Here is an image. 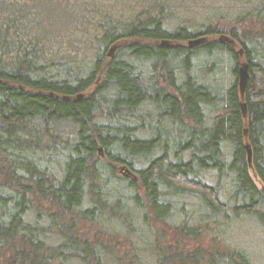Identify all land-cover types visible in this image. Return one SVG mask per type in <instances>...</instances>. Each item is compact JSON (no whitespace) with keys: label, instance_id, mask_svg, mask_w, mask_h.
<instances>
[{"label":"trees","instance_id":"1","mask_svg":"<svg viewBox=\"0 0 264 264\" xmlns=\"http://www.w3.org/2000/svg\"><path fill=\"white\" fill-rule=\"evenodd\" d=\"M37 1L0 0V264H252L227 235L242 216L264 226V0H219L195 25L172 23L183 14L164 7L167 0H132L115 12L94 0ZM47 10L53 21L63 13L72 19L73 46L90 33L104 46L130 41L121 49L125 58L107 62L92 88L99 60L82 77L85 65L66 68L67 47H46L67 42L49 33L52 21L33 28L31 17ZM218 34L241 53L216 39L183 44ZM156 40L180 44L155 46ZM224 52L232 63L226 86L214 77L216 68L209 82L198 76L196 59L213 57L217 67ZM241 62L248 74L242 95ZM145 66L157 77L144 82ZM90 87L81 99L64 98ZM146 108L156 112L151 122ZM62 122L72 135L62 132ZM120 166L137 183L118 176ZM187 196L194 204L184 202ZM164 221L168 243L152 227ZM140 224L150 236L147 257L134 240ZM86 227L94 228L91 237ZM206 231L207 251L185 250ZM104 237L127 243V250L118 253Z\"/></svg>","mask_w":264,"mask_h":264},{"label":"rangeland","instance_id":"2","mask_svg":"<svg viewBox=\"0 0 264 264\" xmlns=\"http://www.w3.org/2000/svg\"><path fill=\"white\" fill-rule=\"evenodd\" d=\"M95 2H97L99 4V6L105 7V6H110L112 8V10L115 12L116 10H119L122 7H125L127 5H132L133 2L132 0H94ZM162 0H150L151 3L155 4L158 2H161ZM222 1V0H220ZM219 2V0H167L166 5H164V7H168V8H172L173 7H178L179 11L181 14L183 15H178V18H176L174 16V18L171 19L172 23H178V24H182L184 23H188L190 25L198 22H203L202 17H204L205 15L203 14L206 10H204L205 6H208L210 4H217ZM132 3V4H131ZM32 4H34L37 7V4H41V1H37L36 0L32 2ZM2 6L7 7L6 4H2ZM64 15H60L57 17V20L53 21V14H50V11L47 10V13L45 16L40 15H33L31 17L32 20V25L33 28H35L37 26V24H41V25H46V24H50L52 21V27L53 29L51 30V32L49 31L50 34L52 35H60L63 39L66 38L67 42H49L46 44V47L48 48V50H52V48H63L64 46L67 47V49L64 51L65 52V56H68L67 58L64 57V55H60L59 57H55V58H61L64 59L66 61V68H70L71 70L76 69L77 71L79 70V68L81 67V65H83L82 67H85L84 72H82V74H80V76L82 75V77H85L87 74L85 72H89L92 69V65L94 60H99V68H98V72H96V80L94 85L92 86L95 87L97 84L100 83V81L102 80V76H103V67L105 66V64L107 62H109L113 57H119L120 60H123L122 58H125V55L123 56L122 53V48L129 44L130 41L128 40H122L116 44H110L107 46L101 45V43H99L98 41H92V39H94V34L90 33L86 36V40L85 41H80L78 42L75 46H73L72 43V38L69 37L68 35L70 34L71 30V26H70V22L72 21V19H70V17L67 15V13H63ZM46 17V18H45ZM51 17V18H50ZM42 19H45L46 22L44 23V21H42ZM54 23V24H53ZM64 24H66V26H68L69 30H66L67 33H64ZM224 26L227 27L226 24L223 23V25H221L220 28H222ZM193 28V27H192ZM34 33H36V31H34ZM75 34H78V31L74 32ZM63 34V35H62ZM93 34V35H92ZM102 34V32H97V36L100 37V35ZM65 35H67V37H65ZM226 37L230 42H226L223 41L222 43L225 44L226 46H230L232 48V50L234 51H238L239 48L237 47V43L233 41V39L231 40V38L226 35V34H218L216 36H211V35H202L199 36L201 38H203V42H210L214 39L218 40L220 37ZM196 37V38H199ZM195 38H191L190 40H193ZM139 40L137 39L135 41L136 44H138ZM168 43H163L161 40H156L153 44L155 46H164V47H170L173 46V44H180L178 43H173L170 40H168ZM189 41V40H188ZM188 41H185L183 44L185 46H188ZM72 55V56H70ZM70 56V57H69ZM64 57V58H63ZM74 57V61L72 60H68L69 58ZM202 59H196L195 63H197V65L195 66V72L198 74V76H200L201 78H204V80L206 82H209V74L211 72H213L216 68L217 72L214 74V77H218L219 76V83L221 85H227L230 81H231V74H230V69H231V59L228 57V55L224 52L221 54V56H219V64H214V59L212 57V59H208L206 57H202ZM199 60V61H198ZM221 60V61H220ZM102 63V65H101ZM74 64V65H73ZM145 62L140 66H144ZM148 65V64H147ZM137 64H135V67L137 68ZM140 66H138L140 68ZM149 69L146 68V66L144 67V70L147 72ZM140 74L143 76V80L144 78L146 80H150L151 77L156 76L157 74L153 75V73H144L143 71H141L142 69H139ZM145 82V80H144ZM154 84L156 86H161L163 87V84L161 82V80L159 78H155V82ZM92 88L90 87L89 89L79 92L73 96H69V99H73V98H77L76 96L79 94L81 97L77 98V99H81L84 96H87L91 91ZM144 112L148 113L149 116V121L151 122L152 118H154V115L156 114V112L151 109V108H147L144 109ZM45 127V126H44ZM61 128H62V132L64 134L67 135H72L74 129L73 127L67 123V122H62L61 124ZM52 134V133H51ZM39 135V134H38ZM49 137V136H47ZM68 139L70 137H67ZM44 144V142H42ZM46 143V142H45ZM101 148V147H100ZM97 157L100 158L102 161H105V156L103 153V149L101 148L100 151L97 152ZM122 169L119 168L118 170V176L122 177V178H126V179H130L133 180L135 183H137V178H134L133 175H128V168H124L123 166H120ZM252 179L254 181V183L256 184L257 187H261L258 179L253 175V173H251ZM138 194H141V191H138ZM189 196H187L184 199V202H189L190 200L193 201L192 203L194 204V199H192L191 197L188 198ZM195 197V196H194ZM189 203L186 204L185 203V207H188L189 210H192L194 208V205ZM180 204H178L177 206H179ZM188 209L186 208L185 210L188 211ZM178 212V211H177ZM180 212V210H179ZM178 212V213H179ZM148 218H150L151 221V216H148ZM242 218L240 222H235V225L232 226L230 233L227 235V239L229 242L233 243V245L237 246L236 248H243L247 251L248 257L251 261L252 264H264V226L262 224H260L255 218L252 217H240ZM233 219V218H232ZM239 219V218H238ZM232 221V220H231ZM168 225L167 221L164 222H158L155 223L152 227H153V231H156V235L157 237H159L160 234H164L165 233V237L166 240L168 242H170L171 240V234L169 233V229H167L168 227H166ZM140 227L142 229V234L140 237L142 238H137L134 239L137 243V246L139 247V251L141 254V257H147L148 255V250L144 249L146 247L145 244H148V241H150V236L147 232V230L143 227L142 224H140ZM85 232L86 235L88 237H91V235L94 233V228H91L90 230L86 227L85 228ZM212 231H206L205 233H203L202 235H200L197 239H195L194 242H189L187 241L185 243V250L189 251L192 250L196 247H199L200 249H203V251H207L209 245H210V234ZM160 233V234H159ZM104 239H108L110 240V244L114 246L115 250L119 251L118 253H123L127 250V243H123L122 238H118V241L120 243H123L122 245L116 246V241L113 238H109V237H104ZM69 264H79L77 262H69Z\"/></svg>","mask_w":264,"mask_h":264},{"label":"water","instance_id":"3","mask_svg":"<svg viewBox=\"0 0 264 264\" xmlns=\"http://www.w3.org/2000/svg\"><path fill=\"white\" fill-rule=\"evenodd\" d=\"M203 38H196V39H193V40H189L188 41V46L187 47H194V46H197L199 44H201L203 42ZM219 42H223V41H226V42H230L226 37L222 36L218 39ZM238 54L241 53V49H239L237 51ZM247 65L244 63V62H241L239 64V66L237 67V87H238V90H239V93L240 95L243 94V91H244V88H245V85H246V80H247ZM77 97H80V95L78 94ZM241 110L244 114V104L241 103ZM100 147L98 148V151H100ZM245 149H246V156H247V162L249 163L250 162V158H251V151H250V147L249 145H245Z\"/></svg>","mask_w":264,"mask_h":264},{"label":"flooded vegetation","instance_id":"4","mask_svg":"<svg viewBox=\"0 0 264 264\" xmlns=\"http://www.w3.org/2000/svg\"><path fill=\"white\" fill-rule=\"evenodd\" d=\"M76 97H77V96H76ZM80 97H81V96H80ZM64 98H65L66 100L69 99V98H67V97H64ZM77 98H79V97H77ZM69 100H70V99H69Z\"/></svg>","mask_w":264,"mask_h":264}]
</instances>
